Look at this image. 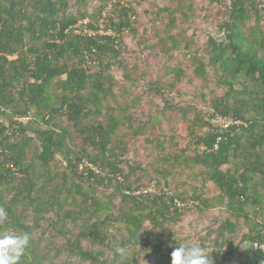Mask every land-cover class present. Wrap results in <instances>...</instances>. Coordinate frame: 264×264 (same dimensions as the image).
Instances as JSON below:
<instances>
[{"label":"trees","instance_id":"obj_1","mask_svg":"<svg viewBox=\"0 0 264 264\" xmlns=\"http://www.w3.org/2000/svg\"><path fill=\"white\" fill-rule=\"evenodd\" d=\"M108 1L0 0V231L20 264H264L263 9L119 0L113 37L64 35Z\"/></svg>","mask_w":264,"mask_h":264},{"label":"clouds","instance_id":"obj_2","mask_svg":"<svg viewBox=\"0 0 264 264\" xmlns=\"http://www.w3.org/2000/svg\"><path fill=\"white\" fill-rule=\"evenodd\" d=\"M64 35L68 36L69 34ZM55 39L56 42H61V38L55 37ZM21 117H26L25 121L19 120L21 122L28 120L26 115H21L17 119ZM7 219V211L0 207V225H3ZM28 244L29 236L27 233H16L10 230L0 231V264H20ZM171 264H212V260L209 259V253L206 252L203 244L185 245L180 243V246L171 252Z\"/></svg>","mask_w":264,"mask_h":264},{"label":"built area","instance_id":"obj_3","mask_svg":"<svg viewBox=\"0 0 264 264\" xmlns=\"http://www.w3.org/2000/svg\"><path fill=\"white\" fill-rule=\"evenodd\" d=\"M119 0H109L104 7V10L102 11V14L104 17H109L113 14V12L120 7V4L117 3ZM257 6L259 8H262L264 11V1L263 0H257ZM120 3L123 5H127V0H120ZM89 21L87 22L84 19L77 20L75 24L69 26L67 29L64 30L65 34H74L78 36H89L92 34H99V35H105V34H110L111 33V28H105L103 26H99L95 29L89 28L88 25ZM262 24L264 26V13L262 16ZM108 29V30H102V29ZM113 33V32H112ZM111 33V34H112ZM18 120L25 121L26 117H21L18 118ZM212 123H214L215 126L220 127L221 129H226L229 128L231 125H239L242 122L240 120H234L233 118L230 117H214L211 120ZM201 149H204V146H200ZM151 190L155 189V183H152L150 185ZM148 188V190H149ZM252 249L257 250L258 253L264 252V245L259 242V241H254L251 243Z\"/></svg>","mask_w":264,"mask_h":264},{"label":"rangeland","instance_id":"obj_4","mask_svg":"<svg viewBox=\"0 0 264 264\" xmlns=\"http://www.w3.org/2000/svg\"><path fill=\"white\" fill-rule=\"evenodd\" d=\"M106 4H107V3H106ZM106 4H105V6H106ZM105 6H104V7H105ZM104 7H103L102 10H101V13H100L99 18H97V19H95V20L92 21V19H91L90 17H83V18H79V20L84 19V20H86L87 22H88V21H89V22H94L95 25L98 26V27H99V26H103V27L106 28L105 23H104V18H106V17H104L103 14H102V11L104 10ZM102 30L105 31V30H108V29H104V28H103ZM112 32H113V29L111 28V33H112ZM111 33H110V34H105V36L113 37V36L115 35V32H113L112 34H111ZM187 90H188V86H187V85H184L183 88H182V93L185 92V91H187ZM175 92H176L175 90L171 91V93L168 94V96L171 97L172 95H174L175 98H173V99L177 100V98H176L177 95L175 96ZM185 97H186L187 100L191 101L190 94H185ZM134 140H135V142H136L137 144H141V143H142V138H141V137H137V138H135ZM183 142H185V141H183ZM183 142H182V144H184V145L187 144V146H188V144H189V148H190V150L193 151V149H192V147H191L189 141H186L185 143H183ZM166 144H167V143H166ZM195 171H196V168H195ZM188 173H192V172H188V170H186V171L183 172V175L186 176V174H188ZM189 176L192 177L191 174H189ZM152 183H154V181H153ZM152 183H151V184H152ZM149 191H151V188H149ZM136 193H139V192H136ZM186 219H187V218H185L186 224H188V222H189L190 219H189V220H186ZM194 221H195V220H194ZM204 221H205V219H204ZM204 221H203V222H204ZM204 223L207 224V221H205ZM203 225H204V224H201L200 226H203Z\"/></svg>","mask_w":264,"mask_h":264}]
</instances>
